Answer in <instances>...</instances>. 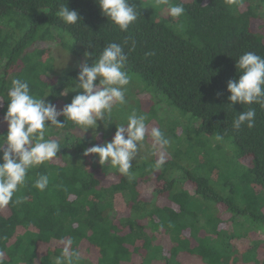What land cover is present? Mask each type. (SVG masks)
Masks as SVG:
<instances>
[{
    "label": "trees",
    "instance_id": "obj_1",
    "mask_svg": "<svg viewBox=\"0 0 264 264\" xmlns=\"http://www.w3.org/2000/svg\"><path fill=\"white\" fill-rule=\"evenodd\" d=\"M63 2L78 12L81 23L66 26L56 16L62 0H0V135L7 132L4 116L12 79L27 80L34 95L58 109L77 94L61 95L75 87L79 69L50 85L53 57L37 46L59 44L83 58L88 52L85 62L91 64L108 43L128 39L135 40L134 50L131 43L125 46L126 70L132 76L128 103L114 109L113 121L126 124L135 109L171 143L157 170L159 148L146 137L129 179L100 165L95 155H83L86 148L111 141L115 124L107 130L101 124L96 139L92 130L83 133L71 122L50 129L46 138L60 143L58 157L30 171L33 179L16 194L20 204L0 209V264H54L69 241L80 253L77 264H138V258L140 264H188L191 257L223 264L227 255L218 253L222 232L204 230L219 228L220 219L206 217L199 200L227 205L233 222L247 225V232L264 229V109L252 105L254 127L235 132L232 121L248 106L230 108L227 92V82L239 78L235 65L243 53L264 57V40L251 31L252 22L264 18V0H244L235 12L226 0H171L186 9L183 32L176 30L180 21L166 8L151 7L152 0H131L140 18L127 33L102 15L95 0ZM143 93L151 96L146 105L138 99ZM156 118L160 125L151 126ZM217 134L223 142L215 141ZM37 173L49 175L43 192L32 187ZM150 183L156 186L144 198ZM162 198L173 207L161 205ZM201 218L207 223L200 228ZM201 231L207 236L200 237ZM258 243L251 254L258 253ZM91 253L99 255L93 262L85 255Z\"/></svg>",
    "mask_w": 264,
    "mask_h": 264
},
{
    "label": "clouds",
    "instance_id": "obj_2",
    "mask_svg": "<svg viewBox=\"0 0 264 264\" xmlns=\"http://www.w3.org/2000/svg\"><path fill=\"white\" fill-rule=\"evenodd\" d=\"M103 16L120 32L127 33L140 18L138 8L131 0H95ZM227 7L235 12L244 6V0H226ZM151 7L166 8L168 15L175 21L178 32L185 30L181 20L186 16L182 3L171 0H152ZM66 26L81 23L76 10H70L62 0L55 13ZM131 43L130 50L135 49V40L126 39L123 43H108L92 63L82 62L76 78L75 87L61 93H77L69 104L62 109L45 98H38L31 92L29 82L25 79H12L7 91V111L4 122L7 132L0 135V209L12 203L22 201L16 194L30 179V171L40 168L58 157L61 145L57 139L46 138L53 127L63 129L68 122L87 133L92 130L93 139L99 135L97 129L103 125L105 130L115 124V134L111 141L94 144L84 150L83 155H95L100 165H110L120 175L132 179L131 169L136 161L146 137H150L154 146L161 150L153 167L159 170L165 163L164 152L171 141L158 127L149 131L147 116L131 110L126 116V124H116L113 112L122 110L128 103L126 94L132 76L126 70L128 54L125 46ZM91 47V46H89ZM85 52V58L89 57ZM238 79L227 82L230 108L236 104L248 106V110L239 113L232 121V129L239 132L243 127L252 129L255 125L256 110L252 105L264 109V57L249 51L236 60ZM46 95L45 97H47ZM3 100V99H0ZM64 119H59L60 117ZM224 137L215 135L216 142H223ZM49 185V175L37 173L32 187L40 192ZM15 197V199H14ZM80 253L71 247V241L63 247L54 258V264H77Z\"/></svg>",
    "mask_w": 264,
    "mask_h": 264
},
{
    "label": "rangeland",
    "instance_id": "obj_3",
    "mask_svg": "<svg viewBox=\"0 0 264 264\" xmlns=\"http://www.w3.org/2000/svg\"><path fill=\"white\" fill-rule=\"evenodd\" d=\"M251 31L264 40V18L259 17L258 19L254 20L251 25ZM37 48L45 49L49 52V55L52 54L53 62H54V66H53L54 72L52 73L51 77L48 78L50 85H53L54 83L53 80L55 78L58 79V77L63 76L65 73L79 69L80 64L82 62H85V58L71 55L65 48L61 47L59 44H55V43L41 44L37 46ZM140 96L138 99L143 100L144 105L148 104L151 101V96L149 93H143ZM150 122H151V126H154V124L160 125L159 120L157 118L151 120ZM179 133H181V130L179 131ZM160 154H161V150L159 149L158 151H156L157 157H159ZM241 163L245 164L244 161ZM109 182L112 183L114 182V180L110 179ZM155 186L156 184H152V183H150L149 186H146L144 188L143 197L150 198L152 194V190L154 189ZM199 201L200 203L198 202V204L204 209H207L205 212L206 217H216L220 219L219 228L217 224L212 227L207 226L204 228V230L208 233L211 232L213 229L217 228L219 231L222 232L221 235L223 241H222V246L219 247L218 253L222 252L221 254L227 255V258L224 259L223 264H262L264 262V229L260 231L254 230L247 232L251 230L247 225H245L242 228L241 226L243 224H240L239 220H237L235 223L233 222L232 216L227 212L228 210L227 205L223 203L218 204L214 200L211 201L199 200ZM159 203L161 205H165V206L169 205L170 207H173V205L169 203V201L166 200V198L160 199ZM205 223L207 222L205 220L203 221V219L201 218L200 228L202 227V224ZM246 232L247 234L244 235V233ZM233 233H235V237L232 238L231 237L232 235L230 234ZM204 236L207 235L203 231H201L200 237H204ZM229 237L230 239L231 238L232 239L227 243L226 241L229 240ZM255 242H261L257 244V246L259 247L257 250L258 253L251 254L250 251L254 246ZM226 249H227V253L225 251ZM85 255L92 262L99 256L97 253L95 254L91 253L89 254L90 256L88 254ZM191 260H193V262L191 263L188 262V264H204L198 258L196 259V257H191ZM135 262L140 264L142 261L141 259L138 258ZM126 264H131V263H126ZM153 264H163V263L160 260H157Z\"/></svg>",
    "mask_w": 264,
    "mask_h": 264
}]
</instances>
